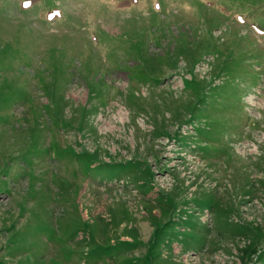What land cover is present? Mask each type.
<instances>
[{
    "label": "rangeland",
    "instance_id": "rangeland-1",
    "mask_svg": "<svg viewBox=\"0 0 264 264\" xmlns=\"http://www.w3.org/2000/svg\"><path fill=\"white\" fill-rule=\"evenodd\" d=\"M0 264H264V0H0Z\"/></svg>",
    "mask_w": 264,
    "mask_h": 264
},
{
    "label": "bare ground",
    "instance_id": "bare-ground-1",
    "mask_svg": "<svg viewBox=\"0 0 264 264\" xmlns=\"http://www.w3.org/2000/svg\"><path fill=\"white\" fill-rule=\"evenodd\" d=\"M250 100H251V102L252 103H254V99H253V96L250 98ZM123 116H124V114H123V112H119V119L122 121V119H123Z\"/></svg>",
    "mask_w": 264,
    "mask_h": 264
}]
</instances>
